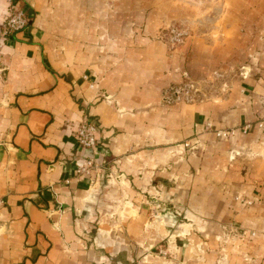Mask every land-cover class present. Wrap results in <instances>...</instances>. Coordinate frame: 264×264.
I'll use <instances>...</instances> for the list:
<instances>
[{
  "label": "crops",
  "instance_id": "0c3cea01",
  "mask_svg": "<svg viewBox=\"0 0 264 264\" xmlns=\"http://www.w3.org/2000/svg\"><path fill=\"white\" fill-rule=\"evenodd\" d=\"M17 2L28 22L0 47V264H216L220 223L264 227V0H224L219 40L174 50L159 30L197 15L198 0ZM246 63L250 75L217 101L168 90ZM84 118L97 127L90 149L74 133ZM154 185L165 205L210 222L177 262L139 258L149 210L135 202ZM119 191L131 198L124 223L82 248L77 224L93 236ZM237 244L227 264H264V234Z\"/></svg>",
  "mask_w": 264,
  "mask_h": 264
},
{
  "label": "rangeland",
  "instance_id": "374dc122",
  "mask_svg": "<svg viewBox=\"0 0 264 264\" xmlns=\"http://www.w3.org/2000/svg\"><path fill=\"white\" fill-rule=\"evenodd\" d=\"M223 1L224 0H198L197 8H195L197 9V15L189 18H173L166 25L161 27L157 35L158 39L163 41L170 50L177 49L180 45L185 43L187 39L194 36H202L209 42L219 40L221 37L219 6ZM12 2L18 3L17 0H4L2 13L0 14V47L9 36L14 34L4 33L3 26L8 17V13L11 11ZM18 6L20 7L19 4ZM173 28L184 31L183 40L181 42H176L173 38V33L170 31ZM251 69L252 67L250 63L234 65L228 69H220L216 71L211 78L204 80V82L199 83V85L195 82L194 86L191 87L188 82L180 86L171 87L168 90H170L172 95L174 94L176 96L184 93L188 100L208 99L217 101L220 98L227 97L232 90L235 81L250 75L249 73ZM245 91L247 90H244V93ZM185 142L186 141L183 143ZM188 147H185L184 149H182L181 146L176 148L174 152L175 159H180ZM250 155L257 156L258 154L254 153ZM113 178V176L108 177L109 182H107V185L111 186L112 184H115L114 182H111ZM119 192L117 200L112 202L111 207L104 211H100V213L97 214L95 222L92 223L95 226L94 230H96L93 236L88 232V227L85 221L82 220L77 224V228L79 229L78 235L82 240L80 241L82 248H89L91 243L96 245L97 241L98 244H100L99 240H96L97 234L98 236H104L106 233L109 235L113 232L110 229H106V226L115 228L116 226L121 227L122 223H124L123 220L119 221V213L123 212V209L125 208L124 203L130 201L131 198L126 192ZM162 193L163 185H154L151 189L145 190L135 202L136 207L139 208V210L143 206H146L149 210L148 217L143 223V231L144 234H147L148 239H146L145 243H142L139 246L142 250L141 253H139V258L143 263L150 261V258L159 256L167 257L168 259H171L172 262H177L179 257L178 252L180 251L181 246L185 243H195L194 239L200 234L206 233L207 227L209 226L208 223H210L208 221L191 222L187 219L184 213L187 209H184L179 204V201L176 202L175 206H172V204L171 206L165 205ZM235 200L247 205L253 203L252 199L245 198L244 194L240 192L236 194ZM169 215L176 221H173L175 228H173L172 231H169L170 233H167L162 227L165 223V216L169 217ZM233 221L234 220L225 221L217 226L219 229V235L218 247L217 250L215 249L217 256L215 259L216 264H227L228 252L232 253L234 249L238 247L237 243L239 241H244L249 237L254 238L258 235L264 234V227H255V224L252 222L250 223V227H248L239 222ZM185 223H187V225ZM107 230L110 232H107ZM149 233L151 235H148ZM135 256L138 259L136 253ZM203 256L204 255L202 254L196 258L199 262H205Z\"/></svg>",
  "mask_w": 264,
  "mask_h": 264
},
{
  "label": "built area",
  "instance_id": "2783aa9c",
  "mask_svg": "<svg viewBox=\"0 0 264 264\" xmlns=\"http://www.w3.org/2000/svg\"><path fill=\"white\" fill-rule=\"evenodd\" d=\"M27 22L28 17L25 11L18 6V3L12 2L11 11L8 13V17L3 25L4 33H16V31L23 29ZM170 31L173 33V38L176 42H181L183 40L184 31L175 28L171 29ZM74 133L76 141L81 147L90 149L96 144L97 127L94 123L89 122L86 118L82 119L77 124ZM218 135H223V132L218 133ZM185 145L189 146L190 144L185 143Z\"/></svg>",
  "mask_w": 264,
  "mask_h": 264
},
{
  "label": "water",
  "instance_id": "95a60500",
  "mask_svg": "<svg viewBox=\"0 0 264 264\" xmlns=\"http://www.w3.org/2000/svg\"><path fill=\"white\" fill-rule=\"evenodd\" d=\"M177 92V91H176Z\"/></svg>",
  "mask_w": 264,
  "mask_h": 264
}]
</instances>
